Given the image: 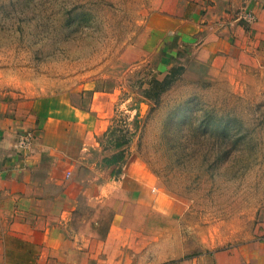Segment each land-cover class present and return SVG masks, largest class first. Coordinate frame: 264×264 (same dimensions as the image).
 I'll use <instances>...</instances> for the list:
<instances>
[{"label":"rangeland","instance_id":"rangeland-1","mask_svg":"<svg viewBox=\"0 0 264 264\" xmlns=\"http://www.w3.org/2000/svg\"><path fill=\"white\" fill-rule=\"evenodd\" d=\"M202 1L219 44L207 61L202 38L178 46L176 31L135 44L150 0H0V103L63 101L110 122L96 168L150 193V213L132 205L124 220L143 226L149 255L190 259L264 232V0Z\"/></svg>","mask_w":264,"mask_h":264},{"label":"crops","instance_id":"crops-1","mask_svg":"<svg viewBox=\"0 0 264 264\" xmlns=\"http://www.w3.org/2000/svg\"><path fill=\"white\" fill-rule=\"evenodd\" d=\"M206 4L150 0L154 13L135 44L143 37L154 46L156 38L176 31L178 46H197L203 39L197 46L201 61L220 58L217 36L203 32L202 23L213 13ZM61 102L28 101L16 111L0 103V264H134L135 256L147 264H264V232L190 259L149 255L151 238L137 233L143 226L124 220L132 205L150 213V193L126 190L125 176L105 177L96 168L103 157L96 138L110 122L97 116L94 126L89 113ZM28 132L33 142L24 154L17 140ZM105 207L110 221L98 222Z\"/></svg>","mask_w":264,"mask_h":264},{"label":"built area","instance_id":"built-area-1","mask_svg":"<svg viewBox=\"0 0 264 264\" xmlns=\"http://www.w3.org/2000/svg\"><path fill=\"white\" fill-rule=\"evenodd\" d=\"M33 142V136L31 133L19 135L17 140V148L27 154L31 148ZM69 176V175H67Z\"/></svg>","mask_w":264,"mask_h":264},{"label":"trees","instance_id":"trees-1","mask_svg":"<svg viewBox=\"0 0 264 264\" xmlns=\"http://www.w3.org/2000/svg\"><path fill=\"white\" fill-rule=\"evenodd\" d=\"M130 141L129 139L123 140L121 143L116 144V146L114 147L115 149H120L123 148V146H125L126 144H128Z\"/></svg>","mask_w":264,"mask_h":264}]
</instances>
